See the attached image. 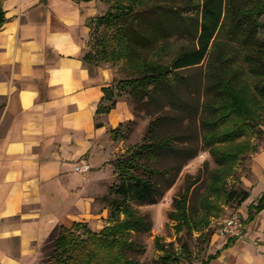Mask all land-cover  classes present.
<instances>
[{
	"label": "trees",
	"instance_id": "16d2710c",
	"mask_svg": "<svg viewBox=\"0 0 264 264\" xmlns=\"http://www.w3.org/2000/svg\"><path fill=\"white\" fill-rule=\"evenodd\" d=\"M107 1L112 5L104 14L86 21L94 43L82 61L87 67L121 61L131 76L116 87L103 89L96 114H109L121 89L127 87L136 101L158 103L162 110L179 112L181 121L198 125L195 130L190 127L192 137L174 140L167 129L171 116L163 113L153 119L145 143L131 152L121 170L116 163L120 178L113 189L110 213L122 219L111 216L99 231H92L84 222H75L70 228L56 227L45 243L48 260L43 264H144L140 262L145 254L142 237L150 233L152 222L131 204H157L173 186L182 166L200 150L209 153L216 169L209 175L206 194L195 190L196 200L189 206L186 197L175 201L170 219L177 222V230L190 232L198 225H207L208 219L221 210L220 204L240 207L250 197L248 191L225 187L239 162L254 152L250 139L264 111V0ZM5 22L0 7V29ZM170 40H187L189 47L165 65L161 56L167 53ZM207 59L203 77L196 79L193 73ZM181 90L190 101L180 98ZM2 107L0 104V110ZM199 129L200 144L192 145L198 141ZM117 130L108 132L113 136ZM173 141H182V148L174 147ZM178 156L180 164L176 167L161 171L149 165ZM263 210L264 192L247 207L245 225ZM235 240L229 239L225 246ZM159 243L155 239L157 251H162ZM180 256L187 262L191 259L185 242L180 246ZM217 256L209 255L201 264ZM174 258L173 251H164L152 264L174 263Z\"/></svg>",
	"mask_w": 264,
	"mask_h": 264
},
{
	"label": "crops",
	"instance_id": "0c3cea01",
	"mask_svg": "<svg viewBox=\"0 0 264 264\" xmlns=\"http://www.w3.org/2000/svg\"><path fill=\"white\" fill-rule=\"evenodd\" d=\"M93 3L0 2V264H42L56 227L89 222V178L108 161L107 128L130 117L122 102L96 114L110 84L104 68L92 72L82 61ZM255 160L261 173L264 152ZM77 163L90 165V176L75 173ZM248 200L244 213L255 203ZM246 228L243 240L227 246L229 239H213L209 254L218 256L208 264H264V210Z\"/></svg>",
	"mask_w": 264,
	"mask_h": 264
},
{
	"label": "rangeland",
	"instance_id": "374dc122",
	"mask_svg": "<svg viewBox=\"0 0 264 264\" xmlns=\"http://www.w3.org/2000/svg\"><path fill=\"white\" fill-rule=\"evenodd\" d=\"M175 1L176 3L180 2V0ZM93 2L95 9L97 10V16L104 14L108 7L112 5V2L107 0H93ZM262 21L264 22V16L262 17ZM90 33L91 30L89 29L83 55L91 51L93 47L94 39L90 36ZM188 44L187 40H170L167 53L164 56H161L162 63L165 65L171 63L178 52L188 49ZM207 62H209V59L203 63L202 68H199L193 73L196 79L203 77ZM88 68H90L92 72H94L96 68H104L106 70V75L109 77L110 85L107 87H116L120 81H127L131 76L129 67L121 61L115 64L111 62L103 63L98 67L92 66ZM122 89L119 95L120 97H116V100L117 103L122 102L126 104L127 109L130 112V117L127 119L123 118L121 123L115 128H107L108 130L118 129L117 134L113 136H111L109 132H106V141L104 143V148L106 150L104 151L105 160L107 159L108 161H105L99 169V171L102 170L100 174L89 178V183L91 182L93 185L90 186L88 196L92 201L90 211L85 219L90 222V224L89 222L87 224L92 231L93 229H102L103 226H106L109 223L111 216L116 217L115 219H122V216L118 217L110 213V202L114 199L113 189L119 183L120 178L119 172L115 168L116 163H119V168L121 170L126 159L131 156V152L145 143L150 122L163 113H165V115H170L171 119L167 129H170L168 132H171L172 135H174V140L180 139L182 136L192 137L190 127L195 130L197 127L196 125H198L196 122L191 123L185 119L181 121L182 117L179 112L174 113L171 110H162L161 105L158 103L138 102L129 94V88L126 87ZM185 93V90H181L179 93L180 98L190 101V98L187 97ZM258 123L259 126L255 128L256 132H254V136L250 139V143L255 149L254 152L249 153L239 162L234 176L229 178L227 187H225L226 190L235 188L248 191L250 193V199L255 201V203L258 200V195L260 193L259 189L264 187V184L262 183L264 182L263 167H261V173H255L253 167L254 162L257 163V160H255L257 156L264 152V111L260 115ZM197 133L196 140L199 142L193 141L192 145L193 143L197 145L200 144V129ZM115 136L116 138L114 139ZM186 141L188 142L187 145L191 144L189 139H186ZM181 142L182 141H173V146L182 148ZM152 162L154 164H149L151 167L162 171L168 167L178 166L180 164V157H165ZM215 169L216 166L209 153L205 150H200L195 158L182 166L173 186L166 191L163 198H161L157 204L144 206L131 204L133 209H135L140 215L148 217L152 222L150 233L142 237L143 244L145 245V254L140 258L141 263L152 264L154 261H159L161 259L164 251H173V255L174 257H177V259L174 258L175 262L170 264H201L206 257L212 255L209 254L210 244L213 239H216V237H221L219 230L222 228V224L231 215L238 214L241 216L243 222L245 221L247 213H244L243 210L247 203H249V200L243 203L240 207H237L236 204H220L221 210L217 215L208 219L207 225H198V228H195V230L190 232H188L187 229H182L180 231L177 230V222H173V220L170 219V214L174 211L175 201H179L183 197H186V204L189 206L192 200H196V195L194 196L193 194L195 190L196 193L200 194L203 192V194H206L205 186L210 173ZM255 169H257V167H255ZM142 170L143 167L140 168V171ZM91 172H93L92 169L86 174L79 175L81 178L85 179L86 176H90ZM162 185H165V183L162 182ZM245 231H247V228H245ZM155 239L160 242L159 245L162 247V251H157ZM184 242L189 245L191 253V259L189 262H187L183 256H180V246ZM44 248L45 245L42 248V264L48 260Z\"/></svg>",
	"mask_w": 264,
	"mask_h": 264
},
{
	"label": "built area",
	"instance_id": "2783aa9c",
	"mask_svg": "<svg viewBox=\"0 0 264 264\" xmlns=\"http://www.w3.org/2000/svg\"><path fill=\"white\" fill-rule=\"evenodd\" d=\"M73 170L75 173L82 175L88 173L91 170V167L88 164L77 163ZM245 228L246 225L241 216L233 214L222 224L219 234L221 237L227 239L243 240L246 236Z\"/></svg>",
	"mask_w": 264,
	"mask_h": 264
},
{
	"label": "bare ground",
	"instance_id": "6f19581e",
	"mask_svg": "<svg viewBox=\"0 0 264 264\" xmlns=\"http://www.w3.org/2000/svg\"><path fill=\"white\" fill-rule=\"evenodd\" d=\"M114 117V116H113Z\"/></svg>",
	"mask_w": 264,
	"mask_h": 264
}]
</instances>
